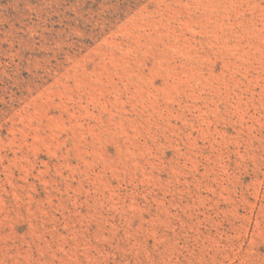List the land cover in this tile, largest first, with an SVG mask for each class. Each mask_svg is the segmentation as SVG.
Listing matches in <instances>:
<instances>
[{
    "label": "rangeland",
    "instance_id": "1",
    "mask_svg": "<svg viewBox=\"0 0 264 264\" xmlns=\"http://www.w3.org/2000/svg\"><path fill=\"white\" fill-rule=\"evenodd\" d=\"M0 264H264V0H0Z\"/></svg>",
    "mask_w": 264,
    "mask_h": 264
}]
</instances>
